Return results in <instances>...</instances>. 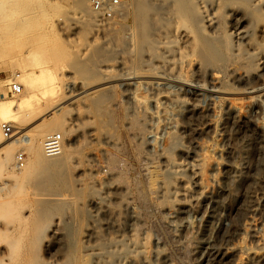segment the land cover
<instances>
[{"label":"rangeland","instance_id":"374dc122","mask_svg":"<svg viewBox=\"0 0 264 264\" xmlns=\"http://www.w3.org/2000/svg\"><path fill=\"white\" fill-rule=\"evenodd\" d=\"M120 1L108 20L87 0H0V77L32 81L0 99L22 109L0 115L21 140L0 163V264H264V67L245 42L264 0H147L146 19Z\"/></svg>","mask_w":264,"mask_h":264},{"label":"bare ground","instance_id":"6f19581e","mask_svg":"<svg viewBox=\"0 0 264 264\" xmlns=\"http://www.w3.org/2000/svg\"><path fill=\"white\" fill-rule=\"evenodd\" d=\"M75 1V0H74ZM135 1H137L136 2V6L138 7V9L139 10H141V12H143V13H141V15L144 17V19H146L145 18V16H146V11H147V9H148V3H147V0H135ZM158 1V0H157ZM162 1H165V0H162ZM166 1H168V0H166ZM176 4H178V3H176ZM200 4L201 5H204V2H200ZM75 5H77V9H80L81 10V12L82 13H85L86 14V11H85V9H86V3L85 2H83V3H81V2H79V3H76ZM119 11L120 10H118L117 11V13H119ZM96 13V12H95ZM116 13V14H117ZM115 14V15H116ZM99 15V14H98ZM167 23V22H166ZM169 24V23H168ZM256 24H257V29H258V35H259V39H260V42L259 43H255L251 38H248V39H250L249 41H248V39H247V41L244 39L245 37H243V39L245 40V42H247V46H249V48H251V50L253 51V52H258V62H259V66L260 67H264V46H262V43H264V19L263 18H261V19H258L257 21H256ZM167 25V24H166ZM170 25V24H169ZM164 26V25H162V26H164V28H162V27H159L158 29H157V31H156V36H158L157 38H159L160 40H159V43H160V45H162V47L164 46V53H163V55L162 56H158V57H153V59L155 60L156 58H158V59H163V57H164V59L165 58H167V59H169L168 57H171V56H166V55H168V54H171L169 51H168V49H169V45L170 44H172V41L170 40V36H171V33H172V29L170 28V26ZM144 26H146V24L144 23ZM147 27V26H146ZM148 29V28H147ZM176 33V31H174L173 32V34H175ZM236 33H237V35L239 34L240 36H241V34L242 33H244V32H242L240 29H237L236 30ZM238 38H240V37H238ZM242 38V37H241ZM148 37L146 38V36H145V39H143V41L141 42L142 43V46H146L147 45V43H148ZM183 40H184V42H185V44H189V45H192V40H191V37H190V34H188V33H186L184 36H183V38H182ZM242 39V40H243ZM140 43V44H141ZM151 43V42H150ZM159 43H158V45H159ZM149 45V44H148ZM147 45V46H148ZM158 45H157V47H158ZM143 47V48H144ZM161 47V48H162ZM0 53H2V52H0ZM2 55H4L3 53H2ZM8 56V55H7ZM11 57V56H10ZM9 57V59H13V57H11L10 58ZM5 59V58H4ZM7 59V58H6ZM167 59H165V60H163V63H165V64H168V63H170ZM17 60V58H15V61ZM152 60V59H151ZM12 62V61H11ZM10 63V62H9ZM164 65V64H163ZM11 66V65H10ZM165 66V65H164ZM163 66V67H164ZM169 66V65H168ZM175 66V65H174ZM17 67L19 68V70L22 72V73H26V67H24L20 62H19V60L17 61ZM166 67V66H165ZM169 68V67H168ZM170 68H173L172 66L170 67ZM171 71V70H170ZM172 75V74H171ZM174 75V74H173ZM13 78H15V79H17V81H18V83L22 86V93L20 94V95H18V96H24V97H27L28 95H29V93H28V89H27V86L28 85H30V86H32V81H29V83H28V85L26 86V84H24V83H20V78H21V76H14V77H11V79H13ZM23 90H24V93H23ZM78 93H80V90L78 91V90H74L73 88H71L69 91H67L66 92V96L64 97V100H65V103H64V106L60 109V112H56V113H54L53 115H54V124H53V126H51V129H50V134H52V132L54 131V129H60V127H61V123H59V121H60V119H61V117H60V115H63V114H61V113H63V112H67V110H68V106H71L70 105V100L72 99L73 100V98L74 97H76V96H78L79 94ZM169 95H171V96H169V98L170 99H174V97H172V94H169ZM2 96V95H1ZM1 96H0V99H1ZM174 96V95H173ZM2 98H3V100L1 99V101H4L5 99H6V95L5 96H2ZM21 101V100H20ZM19 102V101H18ZM18 102H15V101H13V102H9V104H3V103H1L0 104V115H4V114H9V113H11V112H15V113H17L18 114V116L17 117H19L20 116V111H22V109H21V107H20V105L18 104ZM69 102V103H68ZM74 102V101H73ZM72 102V103H73ZM184 103H187V102H184ZM64 117H67V116H65L64 115ZM68 119V118H67ZM62 120V119H61ZM65 121H67V120H65ZM63 124V123H62ZM174 124V123H173ZM61 130V129H60ZM17 135V134H16ZM16 135H12V137L11 138H7L6 136H5V134H4V131H3V128L0 126V163L2 164V165H5V164H7L9 161H10V159L12 158V156L14 155V152L16 151V147H15V144H18V143H20L21 142V140L20 139H18V137L16 136ZM60 135H61V133H60ZM62 136V135H61ZM4 137H6V140L4 139ZM15 143V144H14ZM44 150H45V148H44ZM67 151V149H66V146L64 145V140H63V148H62V152L58 155V156H47V157H59V156H61L64 152H66ZM30 152H31V155H32V158H33V165L35 166V167H37V169L39 168V169H43V170H53L56 166L54 165V164H47V162L44 160V155H43V153H42V150H37L36 149V147H34V146H32V147H30ZM45 155H46V152H45ZM47 161H50V160H47ZM182 168V167H181ZM36 169V168H35ZM178 169H180V168H178ZM6 229V228H5ZM7 231V230H6ZM2 232V231H1Z\"/></svg>","mask_w":264,"mask_h":264},{"label":"built area","instance_id":"2783aa9c","mask_svg":"<svg viewBox=\"0 0 264 264\" xmlns=\"http://www.w3.org/2000/svg\"><path fill=\"white\" fill-rule=\"evenodd\" d=\"M90 7L99 14L102 18L112 19L121 7L120 0H87ZM4 89L5 92L0 96L12 95L18 96L22 93V86L18 83L17 79L2 78L0 77V90ZM3 131L7 138H11L14 134V127L11 124L4 123ZM63 137L60 134H53L48 136L44 142V148L47 156H58L62 152ZM19 161H23V156L19 157Z\"/></svg>","mask_w":264,"mask_h":264}]
</instances>
